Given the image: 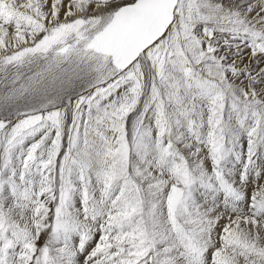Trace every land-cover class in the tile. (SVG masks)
<instances>
[{"label": "snow or ice", "instance_id": "6c2138e0", "mask_svg": "<svg viewBox=\"0 0 264 264\" xmlns=\"http://www.w3.org/2000/svg\"><path fill=\"white\" fill-rule=\"evenodd\" d=\"M0 264H264V0H0Z\"/></svg>", "mask_w": 264, "mask_h": 264}]
</instances>
